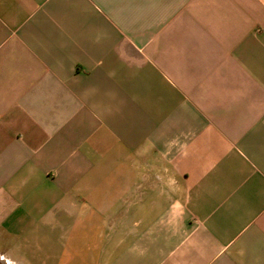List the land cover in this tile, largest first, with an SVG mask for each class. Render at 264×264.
<instances>
[{"label":"crops","instance_id":"obj_1","mask_svg":"<svg viewBox=\"0 0 264 264\" xmlns=\"http://www.w3.org/2000/svg\"><path fill=\"white\" fill-rule=\"evenodd\" d=\"M0 264H264V0H0Z\"/></svg>","mask_w":264,"mask_h":264}]
</instances>
